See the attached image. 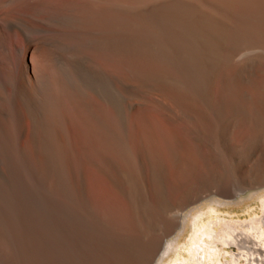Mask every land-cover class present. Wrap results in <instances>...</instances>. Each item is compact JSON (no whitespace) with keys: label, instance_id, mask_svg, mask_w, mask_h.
<instances>
[{"label":"bare ground","instance_id":"1","mask_svg":"<svg viewBox=\"0 0 264 264\" xmlns=\"http://www.w3.org/2000/svg\"><path fill=\"white\" fill-rule=\"evenodd\" d=\"M244 159L264 185V0H0V264L150 262ZM260 205L164 264H264Z\"/></svg>","mask_w":264,"mask_h":264},{"label":"rangeland","instance_id":"2","mask_svg":"<svg viewBox=\"0 0 264 264\" xmlns=\"http://www.w3.org/2000/svg\"><path fill=\"white\" fill-rule=\"evenodd\" d=\"M248 136L249 135H248L247 129L240 126L238 128L237 132L233 135V138L231 140L232 141L231 145H234V147H241L242 144L248 138ZM234 150L236 151V149H234ZM247 160L244 159V160H241L242 163L239 162L240 167L241 166L242 167L240 170L238 169L239 172L237 171L236 175L231 178V181H230V186H232L231 193H230L231 196H229V195L227 196L226 194L210 195L209 197L203 199L202 201L192 205V206H196V209H194L191 212V215L193 216V214L197 213L199 210H206L209 207H216L215 203L226 204L227 206H224L220 209H218L216 207L218 209V213H220V214L229 213L230 216H227V217H231L234 219L248 218L249 215L246 214V212L251 211V209L256 208V207H257V210H255V211L257 212L261 206L260 205V199L264 197V185L260 186L261 182H258L257 180L255 181L256 175L259 174L258 170L256 167H255L256 169L253 170V167H254L253 162L251 161L252 162L251 163L249 160L248 161ZM249 168L253 171H251ZM251 172L253 175L251 174ZM256 183H258V184H256ZM98 187L100 189L103 201H105L106 203H109L107 205L111 209H112V207L113 208L115 207V209L119 210V207H118V205H117V203L113 197L114 193L104 185H98ZM190 220H191V218L189 217L184 231L181 233V235L179 236V238L177 240L178 244L184 243L186 238L188 237ZM176 221H177V219H176ZM156 222H158V221L156 220L155 223L153 222L155 227L152 228L149 232V237H151L155 241L153 244L154 247H152L153 250H155L156 246H159L160 239L163 236V233L166 229V227H161V226L158 227L156 225ZM133 233L137 234L138 231H135ZM165 237L162 238V242H163V239ZM157 243H158V245H157ZM149 254H150V252H149ZM172 256L170 255V257H172ZM148 257L145 256V259H144V257L141 258V260L139 259L140 260L139 264H145L146 262H148L150 259V255H148ZM167 260H168V258H167Z\"/></svg>","mask_w":264,"mask_h":264},{"label":"water","instance_id":"3","mask_svg":"<svg viewBox=\"0 0 264 264\" xmlns=\"http://www.w3.org/2000/svg\"><path fill=\"white\" fill-rule=\"evenodd\" d=\"M194 209H196V206H191L184 212L182 219H180V224L178 225V227L175 228L173 233L164 238L161 246L159 247L155 255L152 257L150 262H148V264H164L169 255L178 248L179 244L177 240L181 233L184 231L188 218L190 217L192 219L191 212Z\"/></svg>","mask_w":264,"mask_h":264},{"label":"snow or ice","instance_id":"4","mask_svg":"<svg viewBox=\"0 0 264 264\" xmlns=\"http://www.w3.org/2000/svg\"><path fill=\"white\" fill-rule=\"evenodd\" d=\"M256 246L264 248V234L256 238ZM241 261H243L244 264H255L254 259L250 260V258H247L246 256H241L238 260L233 261L232 264H241ZM216 264H221V261L217 260ZM224 264H228V262L225 261Z\"/></svg>","mask_w":264,"mask_h":264}]
</instances>
